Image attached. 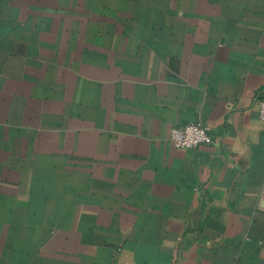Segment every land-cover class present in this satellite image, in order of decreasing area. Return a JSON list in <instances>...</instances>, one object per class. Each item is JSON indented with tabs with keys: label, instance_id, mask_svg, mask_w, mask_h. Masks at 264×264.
<instances>
[{
	"label": "crops",
	"instance_id": "1",
	"mask_svg": "<svg viewBox=\"0 0 264 264\" xmlns=\"http://www.w3.org/2000/svg\"><path fill=\"white\" fill-rule=\"evenodd\" d=\"M62 79L66 108L48 117L84 126V156L99 159L83 215L125 244L10 261L264 264V0H0V158ZM191 122L213 143L175 147L172 128Z\"/></svg>",
	"mask_w": 264,
	"mask_h": 264
},
{
	"label": "rangeland",
	"instance_id": "2",
	"mask_svg": "<svg viewBox=\"0 0 264 264\" xmlns=\"http://www.w3.org/2000/svg\"><path fill=\"white\" fill-rule=\"evenodd\" d=\"M205 10L213 12L214 7L207 6ZM232 16L204 13L199 20L232 21ZM62 81L67 82H45L43 93L37 97L42 102H36L34 96L29 103V117L23 126L27 133L12 140L10 162L7 157L0 158V264H19L9 257H18L20 249L35 252L29 257L44 259L55 255L50 253L53 249H123L125 244L121 237L94 236L100 235V230H95L83 215L85 174L98 165L99 159L84 156L88 152L84 139L91 138L84 126L69 133L66 117L59 124L48 117L52 107L66 108L65 100L62 104L54 95L65 91L59 88ZM36 108L42 117L35 116Z\"/></svg>",
	"mask_w": 264,
	"mask_h": 264
},
{
	"label": "built area",
	"instance_id": "3",
	"mask_svg": "<svg viewBox=\"0 0 264 264\" xmlns=\"http://www.w3.org/2000/svg\"><path fill=\"white\" fill-rule=\"evenodd\" d=\"M259 117L264 123V96L256 100ZM170 139L177 148H195L212 144L214 139L210 127L200 122H191L182 126H175L170 133Z\"/></svg>",
	"mask_w": 264,
	"mask_h": 264
}]
</instances>
